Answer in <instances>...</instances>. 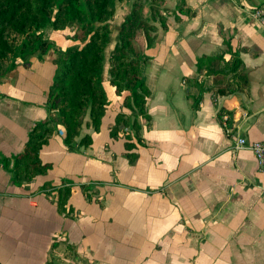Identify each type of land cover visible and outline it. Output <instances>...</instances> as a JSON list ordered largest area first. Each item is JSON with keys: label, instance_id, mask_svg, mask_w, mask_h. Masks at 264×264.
Returning <instances> with one entry per match:
<instances>
[{"label": "crops", "instance_id": "obj_1", "mask_svg": "<svg viewBox=\"0 0 264 264\" xmlns=\"http://www.w3.org/2000/svg\"><path fill=\"white\" fill-rule=\"evenodd\" d=\"M133 1L115 0L109 19L100 76L110 104L99 128L87 123L86 113L69 147L57 124L38 151L47 168L27 181H14L1 158L22 150L30 126L47 117L56 50L76 42L73 27L47 24L48 50L16 57L0 78V260L264 264V172L250 148L236 145L240 135H264V27L250 14L264 0H185L191 14L178 20L170 14L167 28L155 21L154 40L140 61L150 122L141 120L145 143L130 161L124 138L110 135L116 113L127 108L110 80L109 57ZM178 2L163 0L164 14ZM144 7L148 14L149 0ZM229 32L241 48L248 84L226 94L206 90L194 110L185 77L197 74L199 56L225 47ZM200 81L210 85L213 76ZM221 107L229 111V127L220 121ZM84 133L91 134L88 145L78 144ZM62 185L71 186L64 211L56 197Z\"/></svg>", "mask_w": 264, "mask_h": 264}, {"label": "trees", "instance_id": "obj_2", "mask_svg": "<svg viewBox=\"0 0 264 264\" xmlns=\"http://www.w3.org/2000/svg\"><path fill=\"white\" fill-rule=\"evenodd\" d=\"M162 1L149 0L148 14L144 9L145 0L132 2L119 26V38L109 57L110 80L127 108L116 113L110 135L124 138L125 154L130 161L137 156V145L145 143L141 120L146 124L150 122L146 109L150 91L142 77L140 61L144 49L154 40L155 21L167 28L171 23L170 14L178 20L193 12L185 0H179L174 9L164 7V14ZM114 3L115 0H0V78L10 70L16 57L26 58L31 53L42 54L48 50L52 40L44 35L47 24L53 28L72 26L76 39L75 43L56 50V68L46 94L47 117L30 126L22 150L1 158L12 170L14 181L30 180L47 168L48 164L39 159L38 151L57 124L63 126V140L69 147H73L86 113L87 123L93 129L99 128L102 115L110 104L100 70L104 47L109 40V19L114 13ZM232 36L231 32L224 35L225 47L220 52L199 56L196 59L197 74L185 77L186 95L191 98L194 110L206 90L226 94L247 86L248 78L239 55L241 48L233 45ZM204 74L213 76L210 85H202L200 80ZM195 86L198 87L196 92L192 90ZM225 113L229 111L221 107L218 116L225 127H229L231 118H223ZM91 140V134L84 133L78 144L88 145ZM82 188L87 193L89 187L82 185ZM70 193L69 185L56 188L60 211L68 209L66 203ZM46 264L52 263L47 261Z\"/></svg>", "mask_w": 264, "mask_h": 264}, {"label": "built area", "instance_id": "obj_3", "mask_svg": "<svg viewBox=\"0 0 264 264\" xmlns=\"http://www.w3.org/2000/svg\"><path fill=\"white\" fill-rule=\"evenodd\" d=\"M250 14L264 27V2L258 4L250 10ZM227 117L226 114L223 115ZM237 146H246L253 151L258 170L264 172V135L261 138L248 139L245 136H238L236 140ZM0 264H3L0 260Z\"/></svg>", "mask_w": 264, "mask_h": 264}, {"label": "rangeland", "instance_id": "obj_4", "mask_svg": "<svg viewBox=\"0 0 264 264\" xmlns=\"http://www.w3.org/2000/svg\"><path fill=\"white\" fill-rule=\"evenodd\" d=\"M62 261H63L62 264H65V263H64V260H62Z\"/></svg>", "mask_w": 264, "mask_h": 264}]
</instances>
